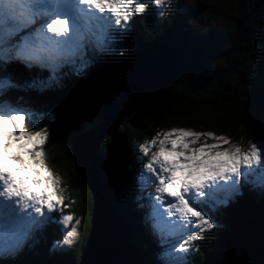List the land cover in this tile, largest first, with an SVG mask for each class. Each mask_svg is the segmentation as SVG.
<instances>
[{
    "label": "trees",
    "instance_id": "1",
    "mask_svg": "<svg viewBox=\"0 0 264 264\" xmlns=\"http://www.w3.org/2000/svg\"><path fill=\"white\" fill-rule=\"evenodd\" d=\"M227 1L220 0L217 9ZM143 4H148L146 11L132 14L121 24L124 30L114 32L127 44L123 56L88 53L95 63L84 58L83 71L65 67L59 83L47 90L35 87V82L49 76L47 71L0 61V79L8 76L14 83L1 91L0 105L7 102L13 109L26 111L30 115L26 129L47 133L48 163L62 178L66 196L63 207L49 212L47 226L33 234L35 248L25 245L16 259L2 258L0 264H87L92 260L99 204L96 193L74 171L72 142L112 111L121 97V81L146 61L157 60L165 67L172 88L169 102L141 106L99 147L100 194L106 207L113 210L123 205L133 215L140 206H150V196L145 197L147 174L142 170L150 154H144L142 145L175 123L225 136L242 147L264 138V0H237V17L228 29L209 24L216 9L203 3L193 11H183L178 4L179 9L159 19L154 3ZM201 12L208 15L207 22L196 26V14ZM49 113L55 114V122L47 118ZM131 174L134 196L125 184ZM258 184L250 176L234 188L215 193V200L208 199L211 192L195 205L211 213L216 224L193 244L184 245L186 264H264V188ZM60 211L63 216L83 215L85 230L72 249L63 247L50 254L53 240L62 237L61 226L54 222ZM158 238L160 243L168 239ZM154 260L169 264L159 252Z\"/></svg>",
    "mask_w": 264,
    "mask_h": 264
},
{
    "label": "clouds",
    "instance_id": "2",
    "mask_svg": "<svg viewBox=\"0 0 264 264\" xmlns=\"http://www.w3.org/2000/svg\"><path fill=\"white\" fill-rule=\"evenodd\" d=\"M162 2L163 0H159V3L153 0L156 6ZM67 7L65 0H0V61L4 65L18 62L28 70L38 68L47 71L49 76L44 81L35 82V87L39 90H47L53 83L58 84L65 67H80L83 71L87 65H81L89 52L123 56L127 50L116 47L118 41L112 34L117 29L123 31L124 27L117 25L115 18L109 19L105 15L108 13L107 9L96 8L91 0H76L72 10L73 20H69L62 15ZM142 7L146 11L148 4H143ZM160 16L161 13L158 19ZM57 20L64 21V30L59 33L49 31V25ZM39 21L45 22L39 24ZM13 86L14 83L8 76L0 79V88L7 90ZM4 111L6 114L0 115V185L6 184L7 187L0 195V258L16 259L24 250L34 229L39 227L37 222L45 216V206L41 205L42 212L37 211L32 206L33 198L37 202L45 196L50 199L53 188L62 201L66 196L62 178L49 166L44 148H37L32 154H28L31 149L28 141L20 139L16 143L8 138L13 129L5 121L15 124L13 117L23 113L15 111L7 102L4 104ZM47 118L50 122H55L54 113H49ZM186 135L181 133L176 140L170 141L173 151L165 157L175 162L176 182L173 190L181 183L185 187H194L202 180L214 178H219L217 184L220 187L239 184L240 175L235 174V158L219 152L209 154L199 147H190L196 144V138L189 141L185 139ZM39 152L44 153L43 163ZM71 217L75 219L74 216ZM63 218L64 216L54 222L61 225L64 231L68 224ZM76 224H79L78 220ZM69 233L73 235L69 236ZM77 236L76 227L64 231L60 240H53L49 253L71 246Z\"/></svg>",
    "mask_w": 264,
    "mask_h": 264
},
{
    "label": "water",
    "instance_id": "3",
    "mask_svg": "<svg viewBox=\"0 0 264 264\" xmlns=\"http://www.w3.org/2000/svg\"><path fill=\"white\" fill-rule=\"evenodd\" d=\"M165 73V67L157 60L144 62L137 71L131 72L121 81V97L112 111L94 129L73 139L71 153L74 171L96 193L99 204L94 256L87 264H125L126 260L130 264H155L154 259L158 257L150 214L144 206H140L133 215L127 214L123 205L114 206L113 210L106 207L100 194L98 150L112 133L128 123L130 115L141 106L169 102L167 97L172 88ZM125 178L126 189L134 196L133 175ZM109 179L111 182L115 180L113 171H110Z\"/></svg>",
    "mask_w": 264,
    "mask_h": 264
},
{
    "label": "snow or ice",
    "instance_id": "4",
    "mask_svg": "<svg viewBox=\"0 0 264 264\" xmlns=\"http://www.w3.org/2000/svg\"><path fill=\"white\" fill-rule=\"evenodd\" d=\"M136 3L135 13L139 14L143 11V3H139L138 0H91V4L95 5L96 8L107 9L108 13L111 14L108 18H115L117 25H120L122 21L126 24L130 19L132 12L130 8ZM159 3V0H157ZM64 30V21L57 20L49 25V31L62 32ZM15 124L12 121H5V124L12 128L13 131L8 137L13 139L16 143H19L20 139H24L31 144L28 154H32L37 148H43L47 142V133L45 131H26V116L24 114L13 117ZM19 129V131H16ZM181 133H186V140H192L196 138V144H199V148L209 154L223 153L225 156L235 158V174H242L241 169L244 167L252 168L253 166H259L260 169H264V152L258 144H251L248 150H243L238 144H233L227 137L222 135H215L211 132L202 133L188 129L175 128L163 134L157 133L151 141L146 142L142 145V151L145 155H148L150 149L155 148L151 154L150 160L144 165V170L151 176L155 177V180H149V183L155 184V200L159 201L163 207L153 205L152 217L154 224L156 225H167L172 223L171 218L177 217V222L183 221L185 232L183 235L187 236L184 244L190 245L193 241L198 240L200 236L194 234L192 229L196 228L200 231L210 230L213 227L211 220L200 211H198L195 205L198 202L204 201L206 196V189L212 190V195L209 196V200H215V193L224 191L229 188L216 187L219 178L202 180L199 184L185 187L181 183L179 187L173 190V185L176 182L174 172V161L168 160L165 157L170 155L173 149L171 148L170 141L176 140ZM162 135V138H161ZM205 138L204 143H200L201 138ZM211 139L214 143H207L206 140ZM195 145H190L194 147ZM227 145L228 147H224ZM43 163V152L38 153ZM49 175H51L49 173ZM227 178V174H225ZM143 180L144 177L142 176ZM264 182V181H262ZM7 185H0V195L3 194V189ZM234 188V184H233ZM63 201L56 195L55 188H53L51 198L41 197L37 202V199L33 198L32 206L37 211H43L41 205L46 206L49 210H53L56 206L62 205ZM166 216L168 219H166ZM64 222L67 224L72 220L70 215L64 216ZM73 233H69L72 236ZM184 244H181L176 251H185ZM175 247V245L173 246Z\"/></svg>",
    "mask_w": 264,
    "mask_h": 264
},
{
    "label": "rangeland",
    "instance_id": "5",
    "mask_svg": "<svg viewBox=\"0 0 264 264\" xmlns=\"http://www.w3.org/2000/svg\"><path fill=\"white\" fill-rule=\"evenodd\" d=\"M138 2L139 3H143V2L153 3V0H138ZM219 2H220V0H170V2H169V0H163L161 5L156 6V10H157V15H159V13H161V16H166L167 14L174 12V10L177 9L178 4L180 5V7L183 11H193L199 3H203L204 5H206L207 7H209L212 10L216 9V17L213 18L212 20H210L209 24L222 26L223 28L228 29L231 26V23L233 22V20L237 17V13H238L237 0H228L227 4L224 7L217 9ZM69 3L70 4L73 3L75 5L76 0L70 1ZM74 5H73V7H74ZM135 7H136V3L134 2L132 7L130 8V11L132 12V14L135 13ZM178 9H179V7H178ZM72 10L69 13H62V15L67 16V18L69 20H73V11ZM105 15L107 17H109L111 14L106 13ZM207 17H208V15L205 14L204 12L196 14L194 25L203 26L207 22ZM112 19H114V17ZM44 22L45 21H40V24H42ZM121 24H123V21ZM112 35L116 38L118 43H120V48L126 49L127 44L125 42H123V40H121V38H118L117 34L113 33ZM89 53H92V52H89ZM88 55L89 54H87V56L85 57L87 62L90 61L92 63H95V62H93L94 60L92 58H90ZM109 84H111V82H109ZM2 89L3 88H0V93H1ZM114 91L115 90H112L113 94L114 93L117 94ZM121 93H120V95H121ZM14 110L17 112L23 113L28 119L30 118V115L26 111L21 110V109H18L19 111L16 109H14ZM5 114L6 113L4 111V104L0 105V115H5ZM263 126H264V124H263ZM175 128L193 130V129H190L187 127L179 126L178 124L175 123V124L171 125L169 128L164 129L163 131H160L158 133L163 134V133L168 132V131L175 129ZM193 131L204 133L202 130H200V128L198 130H193ZM161 138H162V135H161ZM204 142H205V138L202 137L200 143H204ZM206 142L211 144V143H214L215 141H213L211 139H207ZM254 143L258 144L259 147L262 149V152H264V138L256 140V141H249L245 146H243V148L246 151V150H248L250 145L254 144ZM198 146H199V144L195 145L194 147H198ZM224 147H228V146L224 145ZM43 148H44V151L46 153L47 160H48V151H46L45 145L43 146ZM154 151H156L155 148L150 149V151H149L150 157ZM150 157H149V160H150ZM49 166L52 168V165L49 164ZM142 170L147 174V178H146L147 182H146V185L145 184L144 185L146 187H148V189L146 190L147 193H146L145 197L147 198L150 196L149 198H150V200H152L150 203V206L147 207V211H148V213H150L151 225L153 227L152 228L153 232L156 236L158 251H159L160 255L162 256V258L164 259V261L168 262L169 264H171V263L172 264H186V261L184 260L185 252L184 251H176V248H179V245L184 244V241L187 239V236L183 235V233L185 232L184 222L183 221L177 222V217L174 216L171 218L172 223H170V224H167V225H156V224H154V219L152 217L153 205H156L159 207H163V206L160 204L159 201L155 200V196H156L155 187H156V185L149 183V180H155V177H153L149 173H147L146 170H144V167ZM241 171H242V174L240 176V181L242 179L249 178L250 176H254L255 179L257 180V183H259L258 186L259 187L262 186L264 188V182H262V181H264V169H260L259 166H253L252 168L244 167L241 169ZM233 184H234V187L238 185V184L232 183L229 185V188L233 187ZM260 184H262V185H260ZM216 187H220V185L217 184ZM149 189L154 190V191H151V190L149 191ZM205 191H206V194H209L212 192L211 189H206ZM146 200H148V199H146ZM146 200L144 199L145 202H146ZM144 201H143V203H144ZM59 207H63V204L56 206L55 209H58ZM196 209L198 211H200L202 214L206 215L214 225L216 224L215 217H213L211 215V213L209 214V213L205 212L204 210H201L198 208H196ZM44 213H45V216L43 217V219L37 222V224L39 225L38 228H40L41 226H43V227L47 226V223H48L47 221L49 219L50 213L47 210L46 206L44 208ZM57 214L59 215V219H61L63 217V214L61 213V211L58 212ZM70 216H74L75 219H72L70 222L67 223L68 228H66L64 231L66 232V231L70 230L72 227H76V229L78 231V236L75 239V243H77L82 238L83 232L85 230L84 227H85L86 221H85V218L83 217V215H81V214L80 215L70 214ZM166 219H168L167 216H166ZM77 220L79 221L78 225L76 224ZM38 228L34 229L33 234L35 233V231H38ZM61 229H62V226H61ZM64 231L62 230V236L64 235ZM192 231L194 234H198L200 236V235H202V233L209 231V230L200 231L199 229L193 228ZM172 233L174 236H171V237H173V240L171 241L169 239L170 237H168V235L172 234ZM33 234L26 244L30 250H33L35 248V245L32 244L33 238H34ZM158 237H162L163 239H165L167 237L168 239H166L167 241L164 240L163 243H160ZM57 240H59V239H57ZM193 243H194V241L191 244H193ZM74 244H72L71 246H65L64 248H67L68 250H70V249H72ZM174 245H175V247H173ZM184 245H188V244H184ZM184 247H186V246H184ZM1 259L2 258H0V261H1Z\"/></svg>",
    "mask_w": 264,
    "mask_h": 264
},
{
    "label": "bare ground",
    "instance_id": "6",
    "mask_svg": "<svg viewBox=\"0 0 264 264\" xmlns=\"http://www.w3.org/2000/svg\"><path fill=\"white\" fill-rule=\"evenodd\" d=\"M68 3H69V2H68ZM69 4H70V3H69ZM73 5H74L73 3L70 4V7L73 8ZM69 12H70V11H69ZM38 23L40 24V21H39ZM174 88H175V87H174ZM27 92H28V91H27ZM136 169H137V168H136ZM24 248H25V247H24Z\"/></svg>",
    "mask_w": 264,
    "mask_h": 264
}]
</instances>
